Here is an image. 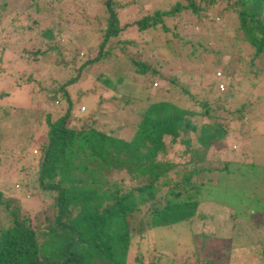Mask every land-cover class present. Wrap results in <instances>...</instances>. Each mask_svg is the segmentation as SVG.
I'll return each mask as SVG.
<instances>
[{"label":"trees","instance_id":"obj_1","mask_svg":"<svg viewBox=\"0 0 264 264\" xmlns=\"http://www.w3.org/2000/svg\"><path fill=\"white\" fill-rule=\"evenodd\" d=\"M5 1L0 0V8ZM31 1L33 10H27L30 14H45L46 11L52 14L50 8H57L63 2ZM141 1L105 0L106 14L102 12L97 21V24L104 23L103 27L100 26V38L94 45L96 52L76 67L71 66L70 74L55 75V79L51 80L53 87L50 90L63 92L66 96V85L75 83L76 86H82L83 81L90 79L88 88L93 89L91 91L94 99L99 104L102 102L103 93L109 90L114 94L110 95V100L139 105L135 110L138 115L137 122L133 124L128 136L120 135V129L111 127L105 130L102 126H93L84 121L79 127H73L70 123L77 118V113L70 114L71 104L67 96V106L53 121H49V115L46 114V136L40 143L42 145H39L38 157L32 158L34 162L37 161L32 167L35 180L28 182L26 186V190L34 187L39 190L42 198H49L46 207L43 204H40L41 207L37 205L41 212L35 215L46 226L44 230L35 233L29 219L18 214V203L13 204L14 209H9V200L3 202L1 209L6 214L4 218L0 217V222L5 226L0 228V264H128V260H131L128 252L132 244L137 245L144 237L150 238L149 232L153 229L173 224L182 226L197 221L205 226L209 220L211 224H208L212 227L219 224L221 230L224 228L225 232L228 231L229 236L224 238L228 244L233 245L231 232L234 225L241 223L233 224L224 218L218 221V212L228 210L232 218L249 221L253 227L264 222V195L260 187L264 184V160L261 159L264 155V134H259V142L251 149L252 153L249 142L241 144L244 151H247L242 153L243 156L248 153L252 157L247 167L232 161L233 157L226 159L231 149L217 152L218 155L214 156L213 161L209 158L211 154H207L210 148L224 145L229 135L235 138L241 136L238 128L227 125L230 120L238 122L237 127L240 124H250L254 128L258 125L257 122H262L264 126L263 119L255 115L250 117L247 112V107L255 106V102L247 99L231 105L230 99H241L240 92L234 87L236 85L229 83L226 91L222 92L224 84L221 76L215 78L218 80L216 84H222L223 88L218 89L216 85L217 90L222 93L213 96L214 103L224 101L232 107L223 108V114L228 116L225 121L217 114L223 106L215 105L213 109L208 102L211 91L204 93L202 99L198 100L191 95L189 87H180V92L175 95L182 104L178 106L164 98L160 88L152 89L151 85L155 79L163 80L165 76L155 66L169 63L168 56H164L162 48L153 41L157 39L169 46L180 37L177 27L181 26V22L176 21L166 27L163 25L164 17H174L187 7L199 13L217 0H184L185 3L173 0L170 7L152 9L137 18L131 23L135 31H128L125 25H119L116 9L119 7L121 10L120 7L129 5L136 11L135 9H140ZM148 3L146 0L143 5L149 6ZM40 7H44V10ZM228 7L236 14L237 29L240 30L243 40L253 47V57L259 56L264 51V0H233L230 6L224 8ZM222 9L216 13L219 15L218 11L222 12ZM15 15L19 16L13 13L9 24L12 27L13 20L17 18ZM39 22L41 23L39 19L25 22V29L21 30L25 32L26 39H29L30 34L33 38L31 29L38 27ZM157 24L161 26L164 37L161 38L162 35L157 32L149 36L152 37V42L149 41L151 48L154 51V48H159L153 53L159 57L154 63L143 62L134 58L135 53L122 50L131 45L135 50L141 51L142 46L137 41L139 31H150ZM121 35H128L132 39L114 44L108 42ZM38 36V40L42 41H38L34 49L31 46L16 54L19 57L25 54L30 58V63L42 60L46 63L43 70L47 76L50 68L55 67L51 65L59 64L56 54H61L62 49L58 43L48 46L47 42L53 37L51 28L40 29ZM186 41L192 48L204 49L200 40ZM114 48L118 53L113 51ZM50 51L54 54L53 61H48L46 57ZM111 52L120 57L117 61L120 64L119 74L97 68L94 71L93 67ZM188 54L192 55L193 52L189 51ZM89 67L93 70L90 77L85 72ZM226 67L227 64L222 67V71ZM166 78L172 85H178L175 78ZM247 82L250 88L254 87L252 81ZM128 84L135 87V90H130ZM140 87L142 89L139 92L136 88ZM85 88L78 89L76 95L90 92ZM151 91L153 95L150 94ZM116 94L119 99H116ZM52 95L51 100H56L55 94ZM201 118L203 121L199 123ZM236 142L238 143L237 139ZM171 145L180 147L170 152ZM119 173L121 176L117 180H109L111 174ZM200 235L204 236L203 233ZM196 236L192 231L189 239L194 240ZM249 237L250 235L244 236L245 240ZM256 241L261 244L264 237ZM222 252L225 257L231 254L230 249ZM189 255L193 257L194 253L189 252ZM158 259V256L153 255L146 264H155V261L158 263ZM132 262L144 264L143 252L140 251Z\"/></svg>","mask_w":264,"mask_h":264},{"label":"rangeland","instance_id":"obj_2","mask_svg":"<svg viewBox=\"0 0 264 264\" xmlns=\"http://www.w3.org/2000/svg\"><path fill=\"white\" fill-rule=\"evenodd\" d=\"M62 1L61 4L57 5V8H50L52 14H49L48 11L45 14L41 12L37 14H35L36 12L27 13L28 9L29 11L33 10V7L30 6L31 0H6L3 7L0 8L2 9L0 10V217L4 218L6 214L1 209L3 202L9 200L7 205L9 209H14L13 204L18 203L20 205L18 214L29 219L35 233L38 230H44L46 226V223L40 222L39 219L41 218H35V215L41 212L37 205L41 207L40 204H43L46 207L49 198L45 196L42 198L39 190L34 187L29 191L26 190V186L28 182L35 180L32 167L36 165L37 161L34 162L32 158L38 157L42 145L40 143L46 136V114L49 115V121H53L67 106V96L71 104L70 114L77 113V118L70 123L73 127H79L84 121L93 126H102L105 130L111 127L116 130L120 129V135L128 136L133 129V124L138 120L135 110L139 105L131 102L129 104L116 103L114 100H110V95L113 96L114 94L109 90L103 93L102 102L99 104L97 99H94L95 96L91 91L93 89L88 88V84H91L90 79L83 81L82 86H76L75 83L66 85L64 88L66 96L63 92L50 91L53 87L51 80L55 79V75L66 76L68 73L70 74L71 66L76 67L77 64L90 58L96 52L94 45L100 38V26L103 27L104 23L97 24V21L102 12L106 14L104 11L105 0ZM148 1L149 6H144L143 2L146 0H142L139 5L140 9H135L136 11L129 5L120 7L121 10L117 7L119 25H125L128 31H135L131 23L137 18L149 13L152 9L170 7L173 0ZM232 1L217 0L205 10H200L199 13H195L187 7L174 17H164L163 25L166 27H170L176 21L181 22V26L177 27L180 37L176 39V43L169 46H165L162 41L157 39L153 41L160 46V49L162 48L161 50L165 53L164 56H168L169 63L155 66L165 76L163 80L155 79L151 84L152 89L160 88L162 96L178 106L182 104L175 95H177L176 92H180V87H189L191 95L198 100L202 99L201 96L205 95L204 93L211 91L208 102L213 109L215 105L223 106L217 114L218 117L226 121L228 116L223 114L225 111L223 108L229 107V105H226L224 101H217L215 104L213 96L226 91L227 85L232 83L236 85L234 86L235 89L240 92L241 99L239 97L230 99L231 105H237L241 101L250 99L249 101L255 102V106L247 107L250 117L255 115L264 120V51L263 53L260 52L259 56L253 57V47L243 40L240 30L237 29L236 14L231 11L230 7L224 8L230 6ZM181 2L185 3L184 0ZM200 6L203 7L202 4ZM40 8L44 10V7ZM219 9H222V12L218 11V15L216 11ZM13 13L20 17L15 15L17 18L13 20L12 27L9 24L13 19ZM38 19L42 24L39 22L38 27L31 29L33 38L30 34L29 39H26L25 32L21 30L25 29V22ZM22 22L24 23L22 24ZM160 27L157 24L150 31L148 29V31H139L137 41L142 46L141 51L135 50L131 45L126 46L128 48H122V50L127 53L128 51L135 53L134 58L143 62L154 63L159 57L153 53L159 48H154L155 51L151 48L152 37L149 38V36L157 32L162 35L161 38L164 37ZM44 28L53 30V37L47 42L48 46L58 43L62 49L61 54H56L59 57V64L51 65L55 67L50 68L51 71L46 73L47 76L43 70L46 63H43L42 60L30 63V58L26 57L25 54L20 57L16 54V52H20L22 49L27 50L31 46L34 49L33 47L38 45V41H42V39L38 40V35L40 29ZM57 31L59 32L57 33ZM128 38L131 37L121 35L108 42L110 44L120 43V41H129ZM165 38L167 37L165 36ZM186 40L191 42L200 40L204 49L201 47L192 48ZM73 48H75L74 54ZM113 51L118 53L115 48ZM189 51H192L193 54L189 55ZM114 52H111L107 58L94 66V71H97V68L119 74L118 66L120 64L117 61L120 57L116 56ZM46 55L48 61H53L54 54L52 51ZM63 63L65 65H62ZM72 63L74 64L72 65ZM225 64L227 67L222 71ZM90 68L85 69L89 77L93 74V70ZM216 72H219L220 75L217 76ZM166 76L175 78L178 85H172ZM220 76L221 82L224 84L222 92H219L216 86L218 81L216 79ZM247 81H252L255 84L254 87L250 88ZM154 82H156L155 85ZM135 84L137 83L135 82ZM127 86L130 90H135V87H131L130 84ZM81 87H86L85 89H89L90 92L77 96L76 92ZM136 89L140 92L142 88ZM250 92L251 94H249ZM52 94H55L56 100H51ZM150 94L153 95V91ZM115 97L119 99L118 94ZM143 105L144 103H142ZM229 108L232 109V107ZM202 121L203 118L198 122L201 123ZM216 121L220 122V120ZM257 124L254 128L250 124L245 126L240 124L237 127L238 122L234 119L227 122L230 128H238V133L241 136L235 138V136L229 135L230 142L227 138L226 143L224 142L226 145L210 148L207 152V154H211L210 160L213 161L214 156L218 155L217 152L221 153L224 149H231L232 151H228L229 155L226 159L233 157L232 161L247 167V163L252 160V157L248 153L243 156L242 153L247 151H244L241 144L249 142L252 153L251 149L259 142V134H264L262 122H257ZM190 136L192 137V134ZM170 147V152H174L180 146L171 145ZM261 159L264 160V155ZM120 176V173L111 174L109 180H117ZM260 187L263 192L262 195H264V184ZM262 200L264 204V197ZM262 211L264 212V209ZM218 214V221L224 218L233 224L241 223L234 225V230L231 232L234 239L233 245L228 244L224 238V236H229L228 231L225 232L224 228L221 230L219 224L216 226L212 224L214 226L212 227L209 220L206 221L205 226L200 224V221L182 226L181 224H173V226L168 225L169 227L153 229L149 232L150 238L144 237L137 245L132 244L128 252L131 259L128 260V264H137L132 262V259L139 255L140 251L143 252L144 264L153 255L159 257L158 263L155 261V264H263L264 242L258 244L256 239L264 237V222L253 227L249 221L232 218L228 210L223 209ZM199 220L203 221V219ZM0 228H5L4 223L0 222ZM192 231L197 236L191 241L189 237L191 238ZM200 233H203L204 236L202 237ZM247 235L250 237L245 240L244 236ZM229 249L231 251L230 256H223L222 251ZM189 252L194 253L193 257L189 255Z\"/></svg>","mask_w":264,"mask_h":264},{"label":"built area","instance_id":"obj_3","mask_svg":"<svg viewBox=\"0 0 264 264\" xmlns=\"http://www.w3.org/2000/svg\"><path fill=\"white\" fill-rule=\"evenodd\" d=\"M216 75L218 76V75H220V73L219 72H216ZM153 84L155 85L156 82H154ZM217 86H218V89H222L223 88V85L220 84V83Z\"/></svg>","mask_w":264,"mask_h":264}]
</instances>
